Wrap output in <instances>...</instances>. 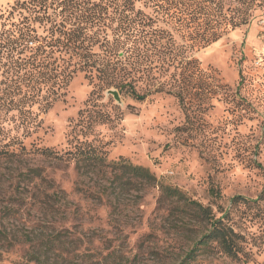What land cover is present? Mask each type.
<instances>
[{"label": "rangeland", "instance_id": "obj_1", "mask_svg": "<svg viewBox=\"0 0 264 264\" xmlns=\"http://www.w3.org/2000/svg\"><path fill=\"white\" fill-rule=\"evenodd\" d=\"M19 1L0 0V15ZM142 9L156 17L153 9ZM155 27L169 30L161 22ZM188 56L197 62L204 89L190 92L184 102L166 91L144 102L116 89L111 90L120 101L108 92L99 97L79 73L66 96L46 110L34 108L38 127L27 138L17 103L9 110L5 102L7 80L0 76V147L11 144L16 151L20 139L28 152L50 148L66 153L77 142L88 141L108 161L123 158L147 168L164 185L215 211L245 197L254 204L231 209L235 228L246 239L247 261L211 250L191 264H264V20ZM173 74L172 68L155 76L170 83ZM104 113L106 120L99 122ZM115 177L110 170L77 169L32 153L1 159L0 232L20 239L0 243V264H31L25 238L59 232L79 262L106 257L108 249L115 254L108 264H180L198 230L176 235L178 223L160 206L159 188L122 185Z\"/></svg>", "mask_w": 264, "mask_h": 264}, {"label": "trees", "instance_id": "obj_2", "mask_svg": "<svg viewBox=\"0 0 264 264\" xmlns=\"http://www.w3.org/2000/svg\"><path fill=\"white\" fill-rule=\"evenodd\" d=\"M142 8L153 9L156 17L147 16ZM0 20V76L6 77L7 83H2L8 87L3 92L5 102L9 110L17 103L20 127L27 138L38 127L34 108L46 110L66 96L79 73L85 74L99 97L116 89L144 102L150 95L166 91L184 102L190 92L203 91L200 70L196 61L188 59L189 52L207 48L232 31L264 20V0H23L1 14ZM160 22L169 30L155 27ZM172 68L170 83H162L155 76ZM140 84L144 88L139 89ZM98 120L105 121L106 114ZM16 142V151L10 150L11 144L0 147V160L32 153L46 161L74 164L77 169L110 170L122 185L141 183L159 188L160 206L178 223L174 224L175 234L198 230L180 264H191L211 250L233 261H247L246 239L235 228L231 205L253 201L238 196L227 209L219 206L215 211L180 189L164 185L147 168L123 158L108 161L107 154L88 141L77 142L66 153L50 148L28 152L20 139ZM64 238V232L26 237L30 245L27 261L108 264L109 258H115L107 249L106 257L79 262V255L66 250ZM19 239L0 232L3 246Z\"/></svg>", "mask_w": 264, "mask_h": 264}, {"label": "water", "instance_id": "obj_3", "mask_svg": "<svg viewBox=\"0 0 264 264\" xmlns=\"http://www.w3.org/2000/svg\"><path fill=\"white\" fill-rule=\"evenodd\" d=\"M108 95H113L114 98H115L117 101H120V98H119V94H118V92L113 91V90H110V91H108Z\"/></svg>", "mask_w": 264, "mask_h": 264}]
</instances>
